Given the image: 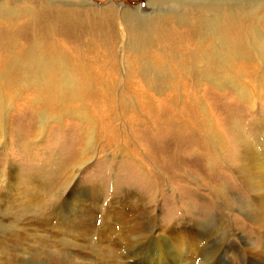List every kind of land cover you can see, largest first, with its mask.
I'll use <instances>...</instances> for the list:
<instances>
[{
    "label": "rangeland",
    "instance_id": "obj_1",
    "mask_svg": "<svg viewBox=\"0 0 264 264\" xmlns=\"http://www.w3.org/2000/svg\"><path fill=\"white\" fill-rule=\"evenodd\" d=\"M195 1L183 3L192 7ZM235 1L250 0L215 2ZM44 2L81 12L82 24L86 17L111 19L108 24L133 30L148 15L171 14L179 5L170 0L160 6L150 0H0V16L21 19ZM258 15L264 29V6ZM68 28L61 32L68 35ZM125 66L120 65V74ZM259 83L243 84L248 101L229 86L199 85L194 116L179 104L189 115L180 132L168 120L146 127L151 124L139 108L127 117L121 114L116 127L104 132L96 119L85 123L65 109L41 127L43 102L36 106L29 94L6 98L0 121V264H264V83ZM152 94L157 104L165 96ZM86 104L89 113L101 110ZM147 221L151 234L144 235ZM152 226H158L155 236L168 235L163 242L157 243ZM222 240L226 246L221 247Z\"/></svg>",
    "mask_w": 264,
    "mask_h": 264
},
{
    "label": "bare ground",
    "instance_id": "obj_2",
    "mask_svg": "<svg viewBox=\"0 0 264 264\" xmlns=\"http://www.w3.org/2000/svg\"><path fill=\"white\" fill-rule=\"evenodd\" d=\"M170 1L179 4L174 7L176 10L144 16L135 30L128 25L126 29L116 28V24H108L111 19L93 22L86 16L82 24L81 12L46 6V2L39 5L41 11H23L21 19L10 14L0 16V121L6 98L29 94L36 106L44 103L39 109L32 107L39 110L41 127L50 115L65 109V114L73 113L85 123L96 119L104 132L116 127L121 114L127 117L139 108L147 118L145 123L151 124L146 127L155 129L168 120L180 132L182 128L178 126L183 127L185 119L195 115V89L206 81L235 88L248 101L251 95L243 84L264 83V75L260 74L264 71V29L258 15L264 0L224 2L225 5L223 0L219 2L223 5H216L217 0H197L192 7L184 6L183 0ZM161 3L162 0H150L149 4ZM129 17L136 22L135 16ZM67 27L68 32H73L71 37L68 32H61ZM125 62L128 66L120 74V65ZM182 88L191 91L183 92ZM154 92L165 94L160 101L162 107L156 103ZM133 96L138 104L135 108ZM88 102L98 104L101 110L85 111ZM168 102H172L169 108ZM180 102L189 107V115L180 112ZM116 134L112 133L109 139ZM148 221L145 227L141 226L145 228L144 235L150 232ZM157 227L152 228L154 236ZM165 234H156L157 243L166 239ZM221 243V247L227 245L223 240ZM221 247L219 252L224 250ZM216 260L214 256L211 261Z\"/></svg>",
    "mask_w": 264,
    "mask_h": 264
}]
</instances>
